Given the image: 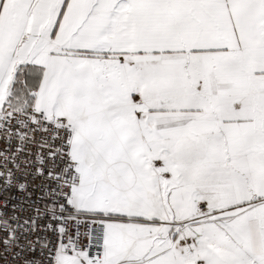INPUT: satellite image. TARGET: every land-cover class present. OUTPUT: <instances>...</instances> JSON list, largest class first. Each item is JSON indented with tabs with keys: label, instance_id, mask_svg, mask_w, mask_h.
<instances>
[{
	"label": "snow or ice",
	"instance_id": "1",
	"mask_svg": "<svg viewBox=\"0 0 264 264\" xmlns=\"http://www.w3.org/2000/svg\"><path fill=\"white\" fill-rule=\"evenodd\" d=\"M0 264H264V0H0Z\"/></svg>",
	"mask_w": 264,
	"mask_h": 264
}]
</instances>
